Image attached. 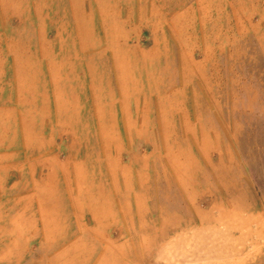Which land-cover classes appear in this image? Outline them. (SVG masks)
Returning a JSON list of instances; mask_svg holds the SVG:
<instances>
[{
    "label": "rangeland",
    "instance_id": "1",
    "mask_svg": "<svg viewBox=\"0 0 264 264\" xmlns=\"http://www.w3.org/2000/svg\"><path fill=\"white\" fill-rule=\"evenodd\" d=\"M0 75V264H264V0H0Z\"/></svg>",
    "mask_w": 264,
    "mask_h": 264
},
{
    "label": "crops",
    "instance_id": "2",
    "mask_svg": "<svg viewBox=\"0 0 264 264\" xmlns=\"http://www.w3.org/2000/svg\"><path fill=\"white\" fill-rule=\"evenodd\" d=\"M2 77L3 76L0 75V83H2ZM23 99V94L17 95L16 98L13 92L8 94L5 85H2V88H0V194L3 193L1 190L27 188L29 185L26 183L33 181L31 178L34 177L37 171L35 168L29 169L28 171H15L16 165L18 162L20 163L17 158L22 157L23 154H21L22 150L11 151L13 148L20 147L24 142L23 139V142L20 143L17 140L18 143L16 144L15 136H17L18 133H21L22 137L26 136L23 134L24 132L27 133L28 131V133H30L29 129L25 131V128H23L25 124H32V121L22 113V110H28V107L22 102ZM19 109H22V112H19ZM35 121L39 124V119H35ZM28 139L30 140V138ZM15 173L20 175L19 180H14ZM4 215L5 218H3ZM46 230V224H43L40 225L38 231L40 235L45 236L48 234ZM15 234L29 235V229L24 226L15 228L14 218H12L11 214L4 213V209L0 207V236H12ZM54 235H56V233ZM54 247L53 249L51 248L52 252L57 249L56 246Z\"/></svg>",
    "mask_w": 264,
    "mask_h": 264
},
{
    "label": "bare ground",
    "instance_id": "3",
    "mask_svg": "<svg viewBox=\"0 0 264 264\" xmlns=\"http://www.w3.org/2000/svg\"><path fill=\"white\" fill-rule=\"evenodd\" d=\"M174 86V85H173ZM171 88V87H170ZM173 88V87H172ZM111 171V170H110Z\"/></svg>",
    "mask_w": 264,
    "mask_h": 264
}]
</instances>
